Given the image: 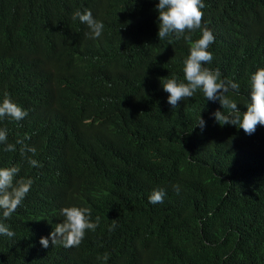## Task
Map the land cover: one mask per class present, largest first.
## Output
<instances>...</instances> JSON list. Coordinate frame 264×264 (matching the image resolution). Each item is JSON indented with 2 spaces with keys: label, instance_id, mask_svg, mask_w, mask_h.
<instances>
[{
  "label": "trees",
  "instance_id": "1",
  "mask_svg": "<svg viewBox=\"0 0 264 264\" xmlns=\"http://www.w3.org/2000/svg\"><path fill=\"white\" fill-rule=\"evenodd\" d=\"M158 2L0 0V103L30 110L20 123L0 117V167L33 181L10 218L0 210L14 232L0 234V264H264V126L220 125L221 104L200 90L172 108L161 82L183 80L189 33L159 40ZM203 3L212 66L239 85L229 95L246 111L264 68V0ZM77 9L103 22L99 38ZM157 188L163 203H150ZM70 206L100 223L78 247L53 246Z\"/></svg>",
  "mask_w": 264,
  "mask_h": 264
},
{
  "label": "clouds",
  "instance_id": "2",
  "mask_svg": "<svg viewBox=\"0 0 264 264\" xmlns=\"http://www.w3.org/2000/svg\"><path fill=\"white\" fill-rule=\"evenodd\" d=\"M205 7L203 0H159L156 5L159 21V40L165 39L173 34L179 39L184 35V39L190 45L189 55L184 60L183 80L175 74L161 82L163 90L168 93V103L175 108L180 101L192 98L197 90L202 91L207 100L219 101L222 111L213 113L215 120L220 125L231 124L242 128L243 131L252 135L258 125L264 126V68H259L250 78V103L246 105V111L241 112L237 103L229 95L239 92V85L231 80L223 79L218 68L212 66L214 59V45L216 35L213 30L204 26L202 28L203 11ZM79 19L81 23L87 24L90 29V38H99L104 29L103 22L95 19L92 12L85 9L81 12L77 9L73 13L72 19ZM196 33L192 40L190 33ZM30 110L26 106H19L13 102L9 96H5L0 103V117L8 116L14 121L23 122L28 118ZM201 129L205 126V121L200 117L198 124ZM7 141V130L0 129V143ZM17 144H23V140L18 139ZM5 151H15L14 144H7ZM27 151L35 154V148H27ZM31 166L39 167L38 161L29 159ZM20 169L17 166L0 167V210L2 217L8 219L16 211L21 202L29 193L33 184L30 178H20L15 181ZM174 190L179 192V186L174 185ZM166 195L164 188L154 189L149 196L150 203H163ZM61 215L63 222L55 225L54 230L49 234L51 244H61L65 248L78 247L84 239L86 230L95 231L100 223L97 216L95 222L91 220V209L88 207H63ZM113 224L109 230H113ZM0 234L13 237L14 232L9 227L0 222ZM40 244L44 248L49 247V238L41 237ZM108 254H104L103 259L107 260Z\"/></svg>",
  "mask_w": 264,
  "mask_h": 264
}]
</instances>
